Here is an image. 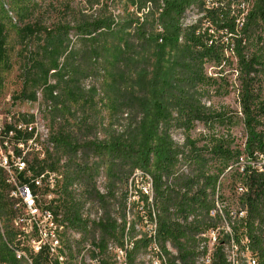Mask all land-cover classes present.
Here are the masks:
<instances>
[{"label": "trees", "instance_id": "16d2710c", "mask_svg": "<svg viewBox=\"0 0 264 264\" xmlns=\"http://www.w3.org/2000/svg\"><path fill=\"white\" fill-rule=\"evenodd\" d=\"M72 1L0 0V90L4 73L20 64V99L35 102L42 93L49 140L60 156L50 164L35 157L30 170L32 178L46 168L58 172L67 158L64 226L89 234L83 207L98 203L102 215L94 223L99 237L93 257L108 254L113 240L125 264H137L153 239L149 233L136 239L135 226L153 214L156 242L168 264H196L207 253L201 242L208 238L200 234L220 227L224 216L232 235L218 239L211 264H228L224 249L233 237L241 248L248 239L249 250L264 264V175L255 167L264 153V0H84L83 7ZM192 9L200 17L186 25ZM208 67H214L212 74ZM232 69L238 74L243 144L231 132L236 113L212 102L228 93ZM200 124L206 131L191 137ZM173 131H182V145ZM16 135L27 142L34 132ZM241 157L254 165L239 166ZM136 171L150 176L152 193L139 190L128 204ZM100 173L107 180L105 193L95 183ZM227 174L231 193L219 197ZM20 178L36 193L32 178ZM77 181L81 194L73 189ZM239 183L248 190L238 193ZM7 187L0 171V195ZM114 198L118 217H112ZM219 198L226 207L213 217ZM5 205L1 195L2 216ZM233 206L246 209V217L234 219ZM133 208L138 221L128 227ZM15 234L11 227L0 232L1 263L17 262L10 247ZM31 262L60 264L46 248L33 252Z\"/></svg>", "mask_w": 264, "mask_h": 264}, {"label": "rangeland", "instance_id": "374dc122", "mask_svg": "<svg viewBox=\"0 0 264 264\" xmlns=\"http://www.w3.org/2000/svg\"><path fill=\"white\" fill-rule=\"evenodd\" d=\"M72 2L75 6L81 2L82 7L84 5V0H73ZM198 17H200V15L197 14V11L195 9L188 11L185 18V24L189 25L195 22ZM227 55H230V53L228 52ZM21 67L20 64L14 65L11 70L4 73V81L0 90V127L6 130V127L8 125L14 127L17 124H25L31 125L34 128V130L36 131L34 138L30 141L24 142L22 148L23 150H20L22 151L21 156L24 158L27 167L30 168L35 157H37L39 160L47 158V163L50 164L52 160H55L60 155H56L58 152H55L54 146L49 140L51 134L50 120L46 113L45 106L42 103L43 98L41 91H38V100L35 102L20 99V93L22 92L24 85V72ZM208 71L212 74L214 71V67H208ZM231 72L232 73L227 77L228 82L225 87L228 93L226 95L214 96L212 102L215 104L220 103L224 106H227L229 107L230 112L236 113L235 117H237L238 119L236 120V124L232 127L231 132L237 138V142H239V144H243L246 140V133L242 123L243 115L238 103V74L236 73L235 69H232ZM31 116H33L32 122H30ZM203 131L206 130L204 129L203 125L200 124L194 131L191 132L190 135L191 137L195 138L199 133ZM173 138L180 145H182L185 141V136L183 135L182 131H173ZM17 140L18 139L15 137L14 133L6 134L5 131H2V134L0 136V148H2L3 151H9L8 149L10 148L18 152V148L16 146V144H18ZM34 140L35 142H33ZM259 160V163L263 164V159L259 158ZM66 161V157H63L61 160V163L59 165L60 168L58 171L61 177L59 176L60 180L58 181L55 188L51 189L44 183L43 186L41 188H38L36 191L38 195V205L40 207H48L52 209L59 216V220L62 223L65 222V218L62 203L64 198L61 193V187L64 183L63 177L66 171V169H64V167L62 166ZM47 170L50 169L46 168L45 171ZM0 171L3 175V178L10 181V183L7 182L8 187L3 192H1V195L6 203L5 211L7 215L2 216L0 214V232L2 235H4L7 227H11V229L16 233L14 244L10 246L12 249H16V254L18 255L17 262L15 264H31V254L33 252H38V245L36 244V242H33L34 240L38 239V236L33 231L28 230L29 228H27L23 222L19 223V225L16 226L14 220L17 218L22 219L25 214V211L22 208L21 200L19 199V195L16 193L17 196H15L13 193V190L15 189V183L18 184V176L16 173H7L1 168ZM32 174L34 173H31L29 176L33 177ZM147 176L150 177L149 175ZM132 178L134 179V187L132 186L133 195L132 197L129 196L127 198L128 204L137 200L138 195L136 193L139 190L144 191V188L147 187V179L142 177L141 171H136ZM132 178L130 181H132ZM20 179L19 181L21 182L22 179ZM106 182L107 180L103 173H100L95 178L97 188L103 193L106 192V189L104 188ZM221 183L222 189L217 196L227 198L231 193L230 185L232 183V179H230L229 175L227 174L226 176L221 177ZM73 189L76 190L78 194H81L84 190V188L80 186V183L78 181L73 185ZM84 198L85 196L82 197V199ZM223 198H219L220 207H226V201L223 200ZM111 201L113 203L112 217H118L117 199L114 198ZM231 208L233 210L237 209V207L234 206ZM133 211L135 213L136 209L133 208V210L131 211L133 215L130 214L127 217L128 227L132 223V221H138L137 215L135 216ZM101 215L102 212L99 208L98 203L90 201L87 202L83 207V217L87 219L91 227L89 234L83 237L80 233H78L71 227L68 228L66 226H63V230L60 231V236H57L60 241L58 256V261L60 264H125L126 260L123 257L124 252L120 251L121 248L117 247L113 240H111L109 243L110 248L108 254H99L96 256V258H94L93 254L91 253V251L93 250V245L96 243L94 242V238L98 239L99 237V233L94 226V223L99 220ZM224 226L230 227L228 219H224ZM150 229L151 228L148 226V224H146L145 220H143V222L141 223H137L135 226V231L137 233L136 239H140L145 233H150L148 231ZM226 233H232V228H226ZM217 235L220 239L225 235V233L222 230H219ZM205 237L208 238V241L210 242V234H206ZM76 242L80 244L78 245L76 244ZM229 243L232 244L231 241ZM69 244L72 245L71 254L68 251V248H66ZM208 246L209 248H211L210 243L208 244ZM237 246L238 247H233L232 244V253H228V257L231 260H235L239 264V256H237L236 254H241L242 259L244 257V254L242 248L239 245ZM226 248L227 244L225 245V250ZM173 251L175 250L173 249ZM173 251L172 253H174ZM21 255L24 256L20 258ZM152 257L153 255H150L149 251L147 252L146 250L142 249L140 254L138 255L136 263L152 264ZM200 263L202 262L200 261ZM0 264L6 263L0 262Z\"/></svg>", "mask_w": 264, "mask_h": 264}, {"label": "built area", "instance_id": "2783aa9c", "mask_svg": "<svg viewBox=\"0 0 264 264\" xmlns=\"http://www.w3.org/2000/svg\"><path fill=\"white\" fill-rule=\"evenodd\" d=\"M2 131H5L6 134H15V137L18 139V144H16L18 152L10 148L8 149L9 151H3V149L0 148V168L10 174L16 173L19 179L21 174H25V177L32 178L31 176H29L31 174V170L27 167L24 158L21 156L22 151H20L23 150L22 148L25 140H23L22 138H18L16 132H34L35 136L36 131L31 125L25 124H17L11 130H5L4 128L0 127V136L2 134ZM258 156L259 158L263 159V164L259 163V165H256L255 167L260 173L264 175V153H260ZM244 164L254 165L252 161H246L245 157H241V161L238 165L243 166ZM230 169L231 167L228 168L226 172L230 171ZM59 176L60 175L58 172L47 170L32 178L31 182L35 185V187H37V189L41 188L44 183L47 187L54 189L59 181ZM18 178V184L15 183V189L13 190V193L15 196H17V194L19 195V199L21 200L22 208L24 209L25 214L22 219L17 218L14 220V222L16 226H18L19 223L23 222L26 227L29 228L28 230L33 231L37 234L38 239L34 240L33 242H36V244L38 245V251H41L43 248H46L49 251L50 256L58 260L59 244L57 243V236H60V231L63 230L64 223L59 220V216L52 209L48 207H40L38 205L37 193L33 191L29 184L23 183L22 181L20 182ZM145 178L147 179V187L144 188V191L145 193H148V191H152V187L150 186V177L146 175ZM6 181L10 183L9 180ZM237 188L238 193H244L248 190L247 186L241 183H239ZM220 208L223 207H220L219 202H216L215 209L211 211L213 217L216 215L220 216ZM231 210L234 219H244V214H247L246 209ZM145 222L151 228L150 230H148L151 233L153 230V226L156 224V216L152 214V218L145 219ZM261 226L264 228V223L261 224ZM226 228L233 227L224 226V217H221L220 227H218L217 229H210L209 231L204 233L210 234V242H201V244L207 245V253H204L205 264H211L212 262V253L219 239L217 233L219 232V230H222L226 234ZM200 236L203 238V234H200ZM209 243L211 248H209L208 246ZM167 248L169 249V251H173L169 243H167ZM147 250L150 252V255H153V258L155 259V264H164V261H168V256L163 252L159 243L150 244ZM224 251L227 263L229 264L228 253H232V244L228 243L227 248L226 250L224 249ZM173 252L174 254H176V251ZM236 255L239 256V264H241V254ZM196 264H198L197 261Z\"/></svg>", "mask_w": 264, "mask_h": 264}, {"label": "bare ground", "instance_id": "6f19581e", "mask_svg": "<svg viewBox=\"0 0 264 264\" xmlns=\"http://www.w3.org/2000/svg\"><path fill=\"white\" fill-rule=\"evenodd\" d=\"M150 186L152 187V180H150ZM152 191H148V194H151ZM222 213V212H221ZM232 215V214H231ZM224 217V216H223ZM246 217V214H244V218ZM224 219L226 220V218L224 217ZM232 220V219H231ZM235 221V220H234ZM232 222V221H231ZM228 223H229V226H231V223L229 222V219H228ZM156 224L153 226V230L151 233H149V237H152L153 239V242L152 243H157L156 242V234H157V231H156ZM206 234H204L203 236L205 237ZM232 235V233H231ZM234 238V237H233ZM231 240V243L233 244V247H238L237 245L239 244H236L237 242L235 241V239ZM57 243L59 244L60 246V241L59 239L57 238ZM248 243V239L245 240V242H243V245H244V248H242L243 250V254H244V257L243 259L241 260L242 264H260L259 262V259L256 255H254L250 250H249V247L247 245ZM202 247H204V244L202 245ZM38 250V248H37ZM228 260H229V263L231 264H238L235 260H231L229 257H228ZM200 261L202 263H200ZM151 263L152 264H155V259L152 257V260H151ZM199 264H205V256H203L202 258H200V260L198 261ZM164 264H168V261H164Z\"/></svg>", "mask_w": 264, "mask_h": 264}]
</instances>
